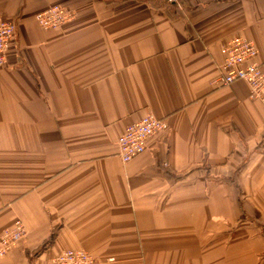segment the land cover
<instances>
[{
	"label": "crops",
	"instance_id": "obj_1",
	"mask_svg": "<svg viewBox=\"0 0 264 264\" xmlns=\"http://www.w3.org/2000/svg\"><path fill=\"white\" fill-rule=\"evenodd\" d=\"M0 0L16 36L0 68V264H264V106L218 86L221 46L254 43L264 0ZM75 13L60 30L35 17ZM169 128L129 162L127 126Z\"/></svg>",
	"mask_w": 264,
	"mask_h": 264
},
{
	"label": "built area",
	"instance_id": "obj_2",
	"mask_svg": "<svg viewBox=\"0 0 264 264\" xmlns=\"http://www.w3.org/2000/svg\"><path fill=\"white\" fill-rule=\"evenodd\" d=\"M176 2L175 0H168ZM35 20L43 30H60L65 24L75 20V13L62 6H53L36 15ZM16 24L0 18V68L5 67L10 46L15 39ZM223 59L219 66L215 84L229 86L237 81L248 86L251 100L264 106V64L257 61L259 52L254 43L242 37L232 38L221 46ZM169 123L164 118L148 114L131 123L118 137V154L123 162H129L147 149V142L166 131ZM26 235V225L15 219L13 225L0 234V259L7 256ZM53 264H97L95 258L84 249H69L53 258Z\"/></svg>",
	"mask_w": 264,
	"mask_h": 264
},
{
	"label": "rangeland",
	"instance_id": "obj_3",
	"mask_svg": "<svg viewBox=\"0 0 264 264\" xmlns=\"http://www.w3.org/2000/svg\"><path fill=\"white\" fill-rule=\"evenodd\" d=\"M233 84H234V83H233ZM256 102H257V101H256ZM258 103H259V102H258ZM262 106H263V105H262ZM66 250H67V249H66ZM64 251H65V250H64ZM62 252H63V251H62ZM62 252H61V253H62ZM59 254H60V253H59ZM54 258H55V257H54Z\"/></svg>",
	"mask_w": 264,
	"mask_h": 264
}]
</instances>
